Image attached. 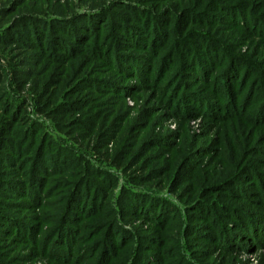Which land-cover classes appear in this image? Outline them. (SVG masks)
Segmentation results:
<instances>
[{
  "label": "trees",
  "instance_id": "16d2710c",
  "mask_svg": "<svg viewBox=\"0 0 264 264\" xmlns=\"http://www.w3.org/2000/svg\"><path fill=\"white\" fill-rule=\"evenodd\" d=\"M52 1L1 9L3 20L12 16L0 41L15 32V42L40 49L43 56L23 63L36 69H19L15 80L20 91L31 81L40 113L59 131L70 130L64 111L77 81L126 95L142 90L123 85L139 69L152 99L169 109L182 95L187 104L174 108L176 141L165 143L172 155L119 187L64 140L40 135L44 127L20 96L0 94L9 119L0 126V264H200L189 244L205 247L203 264H237L245 242L264 246V0H81L84 13ZM117 46L135 51L120 53V65L112 59ZM41 57L59 59L62 73L37 70ZM128 59L150 65L125 72ZM102 72L96 83L78 80ZM167 73L178 84L171 104L159 92ZM127 108L91 115V135L107 136ZM196 119L201 132L192 129ZM131 129L112 157L125 172L144 152H133ZM18 245L26 255H16Z\"/></svg>",
  "mask_w": 264,
  "mask_h": 264
},
{
  "label": "rangeland",
  "instance_id": "374dc122",
  "mask_svg": "<svg viewBox=\"0 0 264 264\" xmlns=\"http://www.w3.org/2000/svg\"><path fill=\"white\" fill-rule=\"evenodd\" d=\"M15 1L16 0H0V10L4 9V7L12 5L15 3ZM25 1L29 5L31 4L30 2H38V0ZM52 2L60 6L68 5L71 8L79 6V13H84L88 10V5L84 2H81V0H53ZM10 16H8V18L5 20H3L4 18L0 16V36L6 33L11 22ZM7 35L8 36L3 35L0 41V70L4 76V82L0 83V94H16L20 96L21 99H23L29 117L34 121H39L44 127V130H41L40 135L50 133L51 137L55 136L59 137L61 140H64L65 144L73 147L75 152L85 155L86 157L93 160L102 169H106L111 174H113L114 177L116 176L119 181V187L127 184V182H129V178L148 176L150 174V170L152 169L151 164L154 163L152 161H154L156 158L160 157L158 162L161 163L167 157L172 155V150H170L165 143H173L176 141V136L173 134V132L178 129V126L175 119L173 118L174 108L176 106H185L187 103L185 102L182 95H180L177 100H174L175 102L173 103V107L166 109L162 102H158V100L152 99L150 97L151 94L149 90L143 87L145 83H141V80H138L144 77L141 73L142 71L137 69V67H141L145 63L147 67H149L150 64L147 60H141L140 65L135 64V61H137L136 59H128L127 62L124 63L122 61L121 65L123 66L125 72L128 66L129 68H133L135 70L137 69V75L139 76H137V78L132 77L131 79H125V84H123L124 87L127 85L132 87L129 84H133V89H142L140 91L133 92H131L132 88L131 90L128 89V94L126 95L124 93H118L117 90H112V86L101 87V84L95 82L106 76L104 72L101 74L92 73L80 76L78 80L90 78L96 83L98 87H100V91L94 92L93 89H85L87 82L84 81L76 84L78 82L77 81L75 83L77 88L74 85V88L77 90H72L73 95L67 96V100L72 103V107L67 108L64 111L65 115L68 116L64 117L63 123L66 127L68 125L70 130L59 131L53 118L49 119L40 113V104L37 94L33 90L31 81H29L25 85L24 89L20 91L18 83L15 80L16 71L19 69H36L34 66L31 68L30 65L24 66L23 63L26 58H31L32 55L35 57H37V54L43 56L40 53V49H29L20 43L15 42V32H8ZM47 43L48 42H45L46 45H48ZM245 50L246 46L243 47L242 51L245 52ZM44 52L46 53V51H42V53ZM134 52V50L132 51L127 48H120L117 46L112 56L114 61L113 63L115 65H120L118 64L120 60H118L117 57L120 53L125 56H132ZM40 61L41 63L38 65L39 69L37 70H40L41 68V71H45L47 67L54 66L55 71L61 74L64 69L63 64L57 58L49 60L51 63L46 62L47 60H44L43 57L40 58ZM157 65L158 64L153 66L154 70L159 69V65ZM151 76L153 77L154 74ZM171 76L172 73H167L166 79L167 77L171 78ZM52 77L55 78V76ZM177 88L178 84L172 82L171 79L168 81L163 80L159 92L166 98L167 104H171V97L177 93ZM116 95H119L120 97H115ZM79 98L82 100V102H85L82 103L79 101ZM119 103H127L128 105L126 116L123 118V120L118 121L115 125V128L110 129L109 134L104 138H99L97 135H91L92 122L90 116L100 113L108 114V112L114 111ZM1 108H4V103L0 100V109ZM1 112L2 110H0V126L7 125L6 123H9V119H6V116H4ZM2 121L3 123H1ZM130 125L132 128V139L130 138L129 144L132 145L131 148L133 149V152H136L139 155H141L140 152L142 150H144V152H142L143 157L140 158V162L133 165V160L132 163L128 164L127 166L130 170L125 172V170H119L117 166L112 164V157L115 154L117 144L120 143V133H122V131L127 129ZM191 126L195 131L201 132L203 120L196 119L191 123ZM169 133L171 134L168 136ZM158 136L164 137L166 140L157 142ZM145 146L146 149H143ZM106 155L110 156L107 157ZM161 191L166 193V191ZM247 211L251 212L250 208H247ZM259 241L260 243H264V238H259ZM248 243V241L245 242L244 251L238 254L239 261L237 264H264V246L258 250H255L254 248H249ZM22 246L23 245L15 246L17 250L16 255H26V250H21ZM189 246L191 249H195L194 254L196 255V262L203 264L202 261H204V259L202 257L205 254L202 250H204L205 247H198L197 245L194 246L191 244H189ZM45 262L46 261L38 260L35 264H46Z\"/></svg>",
  "mask_w": 264,
  "mask_h": 264
}]
</instances>
